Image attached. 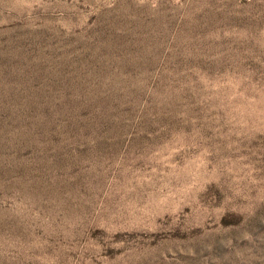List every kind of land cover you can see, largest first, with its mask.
<instances>
[{"label": "rangeland", "instance_id": "rangeland-1", "mask_svg": "<svg viewBox=\"0 0 264 264\" xmlns=\"http://www.w3.org/2000/svg\"><path fill=\"white\" fill-rule=\"evenodd\" d=\"M0 264H264V0H0Z\"/></svg>", "mask_w": 264, "mask_h": 264}]
</instances>
